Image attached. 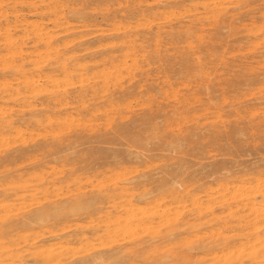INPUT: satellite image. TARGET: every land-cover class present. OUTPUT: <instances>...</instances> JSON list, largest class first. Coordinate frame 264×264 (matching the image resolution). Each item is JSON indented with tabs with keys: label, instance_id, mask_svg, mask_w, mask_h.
<instances>
[{
	"label": "rangeland",
	"instance_id": "rangeland-1",
	"mask_svg": "<svg viewBox=\"0 0 264 264\" xmlns=\"http://www.w3.org/2000/svg\"><path fill=\"white\" fill-rule=\"evenodd\" d=\"M84 261L264 264V0H0V264Z\"/></svg>",
	"mask_w": 264,
	"mask_h": 264
},
{
	"label": "bare ground",
	"instance_id": "bare-ground-1",
	"mask_svg": "<svg viewBox=\"0 0 264 264\" xmlns=\"http://www.w3.org/2000/svg\"><path fill=\"white\" fill-rule=\"evenodd\" d=\"M37 214H39V213H38V212H34V213L31 212L30 214H28L27 217H25L24 219H22V220L19 221L18 223H20V224H22V225H30V224H32V222H33V220H34L35 218H38V217H36ZM34 216H35V217H34ZM40 218H41V217H40ZM173 222H174V220H172V219H167V218L163 219V221H160V223L168 224V225H173ZM115 251H116V250H115ZM113 253H114V252H113ZM47 259H48V257L44 258V260H47ZM226 262H227V261H226ZM83 264H90V263L84 261ZM94 264H96V262H95Z\"/></svg>",
	"mask_w": 264,
	"mask_h": 264
}]
</instances>
